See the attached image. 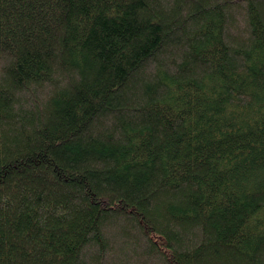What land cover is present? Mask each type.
I'll list each match as a JSON object with an SVG mask.
<instances>
[{
	"label": "trees",
	"instance_id": "1",
	"mask_svg": "<svg viewBox=\"0 0 264 264\" xmlns=\"http://www.w3.org/2000/svg\"><path fill=\"white\" fill-rule=\"evenodd\" d=\"M0 264H264V0H0Z\"/></svg>",
	"mask_w": 264,
	"mask_h": 264
}]
</instances>
